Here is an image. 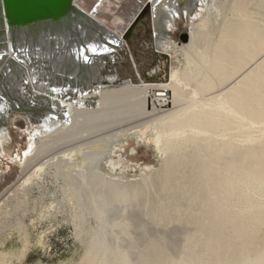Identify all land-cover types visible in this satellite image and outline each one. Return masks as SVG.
<instances>
[{
	"label": "bare ground",
	"instance_id": "bare-ground-1",
	"mask_svg": "<svg viewBox=\"0 0 264 264\" xmlns=\"http://www.w3.org/2000/svg\"><path fill=\"white\" fill-rule=\"evenodd\" d=\"M82 2L95 23L74 14L34 37L0 11V148L10 106L38 124L0 200V246L9 228L30 242L29 204L40 221L68 205L79 264H264V0H151L156 47L176 62L140 85L102 84L121 36ZM174 17L189 34L173 45ZM138 141L157 165L123 156Z\"/></svg>",
	"mask_w": 264,
	"mask_h": 264
},
{
	"label": "rangeland",
	"instance_id": "rangeland-1",
	"mask_svg": "<svg viewBox=\"0 0 264 264\" xmlns=\"http://www.w3.org/2000/svg\"><path fill=\"white\" fill-rule=\"evenodd\" d=\"M150 1L85 0L82 2L88 10L98 7L97 9L105 13V18L102 17L105 23L117 30L121 36L118 48L113 51L114 65L110 68L108 66L110 63H107L102 70L104 78L102 84L140 85L167 80L176 60L172 58V49L163 50L156 47ZM115 17H120V20H115ZM171 26L170 37L173 45L184 42V35L189 34V24L186 19L174 17ZM31 90L35 91L33 88ZM7 116V129L12 134L7 135V144H9H6L5 150L0 148V200L7 198L9 189L21 176L20 157L26 149L30 132L38 128L36 126L38 124L30 120L28 112L13 110V105L7 111ZM121 151L125 158L138 152V158L143 165L158 164L151 146L142 141L137 142L135 150ZM49 186L52 190L55 189L51 184ZM33 194L38 196L39 191L36 189ZM25 208L31 210L32 213L29 215H32L34 223L33 226L31 218L24 217L28 225L30 242L26 243L16 229L9 228L8 231L3 232L2 235L8 236V239L1 244L0 252L7 255V264H79L85 253L87 237L77 235L68 205L64 208V212L43 221L39 220V204L31 203ZM92 223L94 224V220ZM41 233L45 236L44 243L37 242ZM20 251H25L21 258L18 256Z\"/></svg>",
	"mask_w": 264,
	"mask_h": 264
},
{
	"label": "water",
	"instance_id": "water-1",
	"mask_svg": "<svg viewBox=\"0 0 264 264\" xmlns=\"http://www.w3.org/2000/svg\"><path fill=\"white\" fill-rule=\"evenodd\" d=\"M0 11L10 24L13 36L25 30L28 36L34 37L39 33L42 23H46L45 30L49 31L50 25L60 23L64 17L72 18L74 14H80L87 22L95 23L73 4V0H0ZM184 40H187L186 34Z\"/></svg>",
	"mask_w": 264,
	"mask_h": 264
},
{
	"label": "snow or ice",
	"instance_id": "snow-or-ice-1",
	"mask_svg": "<svg viewBox=\"0 0 264 264\" xmlns=\"http://www.w3.org/2000/svg\"><path fill=\"white\" fill-rule=\"evenodd\" d=\"M157 2H159V0H157ZM91 50H92L93 52H95V51H96V48L93 46V47L91 48ZM103 50H104V51H107L108 49H107V48H104ZM84 59L87 60L88 57L85 56ZM54 91H55V89H54Z\"/></svg>",
	"mask_w": 264,
	"mask_h": 264
}]
</instances>
